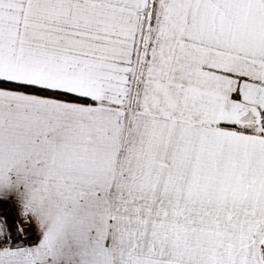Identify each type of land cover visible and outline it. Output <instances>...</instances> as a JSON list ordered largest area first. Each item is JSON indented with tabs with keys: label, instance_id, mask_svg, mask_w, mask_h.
<instances>
[{
	"label": "snow or ice",
	"instance_id": "1",
	"mask_svg": "<svg viewBox=\"0 0 264 264\" xmlns=\"http://www.w3.org/2000/svg\"><path fill=\"white\" fill-rule=\"evenodd\" d=\"M0 264H264V0H0Z\"/></svg>",
	"mask_w": 264,
	"mask_h": 264
}]
</instances>
